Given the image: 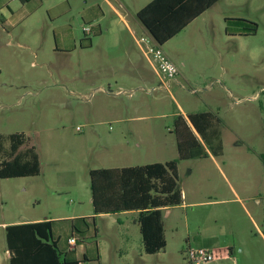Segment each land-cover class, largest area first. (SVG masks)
<instances>
[{
  "label": "rangeland",
  "instance_id": "374dc122",
  "mask_svg": "<svg viewBox=\"0 0 264 264\" xmlns=\"http://www.w3.org/2000/svg\"><path fill=\"white\" fill-rule=\"evenodd\" d=\"M116 7L142 38L135 10ZM237 22L257 24V32L230 33L242 29ZM128 34L105 0H0V159L18 133L28 139L21 149L34 146L41 162L38 176L0 178V222L59 221L66 245L72 221L63 220L94 216L91 170L176 157L175 97L186 111L211 107L220 122L219 137L198 134L210 157L179 162L187 206L164 212L165 249L145 252L135 212L102 214L88 227L77 224L85 229L75 235L83 244L77 258L81 264H190L182 251L188 222L191 236L218 237L219 248H234L230 261L209 264H264V0H221L162 45L201 85L182 80L156 91L159 82L131 85L130 59L146 61L129 47ZM117 35L127 43L116 45ZM194 67L217 82L203 81ZM164 140L163 147L154 143ZM6 251L0 229L3 264Z\"/></svg>",
  "mask_w": 264,
  "mask_h": 264
},
{
  "label": "trees",
  "instance_id": "16d2710c",
  "mask_svg": "<svg viewBox=\"0 0 264 264\" xmlns=\"http://www.w3.org/2000/svg\"><path fill=\"white\" fill-rule=\"evenodd\" d=\"M23 3L31 0H21ZM220 0H153L137 17L159 45L166 44L180 33L197 17ZM230 21V20H228ZM244 22V21H243ZM242 29L234 35H249L257 32V24L246 27L237 22ZM227 28V32H228ZM189 121L203 138L219 137L215 122L220 119L209 112L188 116ZM179 157L167 162H155L116 168L91 170L90 183L93 220L102 214H120L137 212V223L145 252L156 254L167 245L164 225V210L181 206L184 203L183 191L179 184V162L192 158H207L202 143L188 125L187 120L177 116L175 120ZM10 149L0 159V178L33 177L41 174L40 156L34 146L21 149L27 143L24 134H12ZM222 147L218 144V149ZM3 150L0 142V154ZM87 217L72 220L70 235L66 245H61L62 237L56 231L59 221L45 220L9 225L6 228L7 250L11 254L10 264H81L75 251L68 244V239L76 234H83L88 227ZM77 239V244L81 240ZM86 256L84 260H86Z\"/></svg>",
  "mask_w": 264,
  "mask_h": 264
},
{
  "label": "crops",
  "instance_id": "0c3cea01",
  "mask_svg": "<svg viewBox=\"0 0 264 264\" xmlns=\"http://www.w3.org/2000/svg\"><path fill=\"white\" fill-rule=\"evenodd\" d=\"M105 1L107 3L108 7L110 9H112V11L119 17V20L122 21L124 23V25L127 27V30H128V33H129L128 34V37H129V41H130V44H129V47L130 48L139 51L141 53V55H143L142 52H141V50H140V47H139V45L137 43V35L135 34V32L133 30V27L130 25L129 21L125 18V15L123 16L118 11V9H117L116 6H119V8H123V9L135 10L134 16H133L134 28L138 29L139 31L141 29L142 30V33H143V37H149V38H151L157 44L156 40L153 38V36L149 33V31L145 28V26L141 23V21L137 17L138 12L141 9H143L146 5H148L153 0H105ZM218 2H216L209 9H207L204 13H202L199 17H197L193 22H191L187 27H185L176 36H178L179 34H181L182 32H184L197 19H199L200 17L204 16L207 12H209L211 9H213L215 6H217V3ZM130 16H132V15H130ZM5 22H6V20H5ZM101 36L102 35H100L99 37H101ZM117 37H118V39H117L118 43L116 42V45L119 44L120 42H122L123 45L127 43L126 40L121 41V39H119V37H120L119 35H117ZM157 45L162 49V45H159V44H157ZM62 47L63 48H66V46H62ZM132 58H133V55H132ZM143 58L146 61V63H145L144 60H142V62H144V64H145V66H142L141 64H138L139 63V58H138V60H131L130 59V66L133 67V70H134L133 71L131 69V71L133 72V74L135 73L136 78H134V80H132V78L131 79L129 78V79H130L131 85L137 86V89H142L143 86H147L149 84L156 85L157 82H159V84H157L156 87L153 88V89H155L154 91L159 90V89H162V88L167 89V88H169L168 86L171 83L176 84V85H181V81L182 80L186 81L189 84H200V85L202 84V81H200L199 83L193 82L192 81V78H190L186 74L184 68H182L183 70L181 69L182 65H180L181 66L180 67L177 62L171 60L173 63H175L178 66V68H179V74H178V76L174 80H172V82L169 81L167 84L164 85V84H162L160 82V79H159L156 71L154 70V68L152 67V65L150 64V62L144 57V55H143ZM125 71L127 72V70H125ZM148 71L150 72L151 77L148 76V73H147ZM193 71H194L195 74H198V76H200V78H203L204 79L203 81H208L209 79L210 80H213L215 78V76H212V75H209L208 76L207 74H204L203 71L198 70L197 67H194L193 68ZM214 80L217 82V79H214ZM116 83H118V82H116ZM192 92L193 93H197V90H192ZM173 99L177 103V113H176V117L179 116V115L182 116V117H184L187 120L188 125L192 128V130L194 131V133L198 137V133L196 132V130L192 126L191 122L189 121L188 116L189 115H193V114H197V113H202V112L214 113V110L211 107H209L210 109L204 110V111H199V110L195 111L193 109L186 111L185 110V107H184V105L182 103H180L175 97H173ZM142 142L147 143L145 141H142ZM154 143H158L159 145H161L160 147H163L164 144H168V142L166 140L160 141V142L159 141H155ZM202 146H203L205 152L208 154V157H210L209 156V154H210L209 149L203 143H202ZM175 147H176V149L178 151L177 142H175ZM217 149H218V145H217ZM177 157H179V153L178 152L176 153V157H174L173 159H176ZM211 157H213V156H211ZM173 159H164V161H159V162H167V161H170V160H173ZM151 163H155V162H151ZM146 164H150V163L138 164V165H146ZM133 166H136V165H133ZM178 170H179V167H178ZM233 191L235 192V194H237V192H236V190L234 188H233ZM186 206L187 205H186L185 200H184L183 205L176 206V207H172V208H165L164 212L168 211V215H172V213H173V211L175 209H180V208L181 209H185ZM128 213H132V212H124V213H120V214H128ZM135 213L137 214V212H135ZM83 216L84 215H79L78 218H82ZM85 217L90 218V217H92V215H86ZM75 218H77V216H75ZM48 220H53V219H48ZM136 220H137V217H136ZM186 220H188V217L186 218ZM28 221L36 222V221H40V220L39 219H35V220H33V219L32 220L24 219V220L19 221V222H9V223L0 222V229H2L4 231V235H5V238H6V228H7V226L13 225V224L25 223V222H28ZM164 225H165V234H166V223H165V221H164ZM187 230L190 233V235H189L190 236V239L193 238V240L195 241V245H193L192 241H190V239H188L187 245H185L183 247V249H182L183 252L185 251V249L187 247L219 248L218 247V237H217V242H216V241H214V237L213 236H211V237H202V233H200V232H198L194 236H191L190 226H189L188 222H187ZM258 230L261 232V230H260L259 227H258ZM207 238H209V239H207ZM263 238H264V235H263ZM78 245H80V247L83 246V244H79V243H78ZM78 245H76V246H78ZM76 246L74 248H71L70 247L72 250L75 251V254H76ZM6 247H7V243H6ZM226 249H229V251H230V257L228 259H223V261H225V260L226 261H230L232 259L231 255L234 253V248L232 246H227ZM85 256L87 258V255L86 254L84 255V258H85ZM10 258H11V254L7 250L6 251L7 264H10ZM233 262L236 263V259L233 258ZM0 264H3L1 260H0Z\"/></svg>",
  "mask_w": 264,
  "mask_h": 264
},
{
  "label": "built area",
  "instance_id": "2783aa9c",
  "mask_svg": "<svg viewBox=\"0 0 264 264\" xmlns=\"http://www.w3.org/2000/svg\"><path fill=\"white\" fill-rule=\"evenodd\" d=\"M137 43L145 58L156 71L162 84L165 85L178 76V66L166 56L164 51L151 38L142 37L137 39ZM68 244L71 248H74L77 239L75 237L69 238ZM184 256L190 264H209L217 260L228 259L230 251L226 248L187 247Z\"/></svg>",
  "mask_w": 264,
  "mask_h": 264
},
{
  "label": "water",
  "instance_id": "95a60500",
  "mask_svg": "<svg viewBox=\"0 0 264 264\" xmlns=\"http://www.w3.org/2000/svg\"><path fill=\"white\" fill-rule=\"evenodd\" d=\"M158 44V43H157Z\"/></svg>",
  "mask_w": 264,
  "mask_h": 264
}]
</instances>
